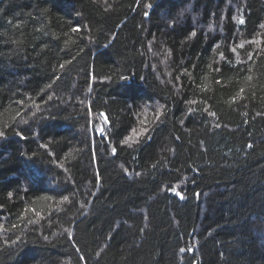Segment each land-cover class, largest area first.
I'll return each mask as SVG.
<instances>
[{
    "label": "trees",
    "instance_id": "obj_1",
    "mask_svg": "<svg viewBox=\"0 0 264 264\" xmlns=\"http://www.w3.org/2000/svg\"><path fill=\"white\" fill-rule=\"evenodd\" d=\"M0 264H264V0H0Z\"/></svg>",
    "mask_w": 264,
    "mask_h": 264
},
{
    "label": "snow or ice",
    "instance_id": "obj_2",
    "mask_svg": "<svg viewBox=\"0 0 264 264\" xmlns=\"http://www.w3.org/2000/svg\"><path fill=\"white\" fill-rule=\"evenodd\" d=\"M193 35H195V33H193ZM127 142V141H126Z\"/></svg>",
    "mask_w": 264,
    "mask_h": 264
}]
</instances>
